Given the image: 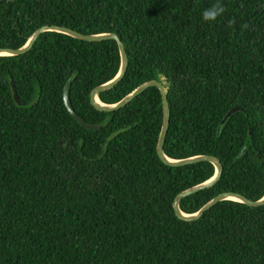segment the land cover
Returning a JSON list of instances; mask_svg holds the SVG:
<instances>
[{
    "label": "trees",
    "instance_id": "trees-1",
    "mask_svg": "<svg viewBox=\"0 0 264 264\" xmlns=\"http://www.w3.org/2000/svg\"><path fill=\"white\" fill-rule=\"evenodd\" d=\"M0 0V49H20L45 26L117 34L125 78L100 100L114 105L166 79L167 157L215 156L214 187L184 199L185 214L215 197L264 198V0ZM116 41L48 32L18 57H0V264H264V206L224 201L187 222L176 197L210 181L216 167H170L157 147L161 92L97 110L92 91L117 77ZM70 80L74 110L64 92ZM17 92L18 104L14 97ZM234 108H243L224 119ZM253 129L252 136L250 129Z\"/></svg>",
    "mask_w": 264,
    "mask_h": 264
},
{
    "label": "water",
    "instance_id": "water-1",
    "mask_svg": "<svg viewBox=\"0 0 264 264\" xmlns=\"http://www.w3.org/2000/svg\"><path fill=\"white\" fill-rule=\"evenodd\" d=\"M48 32H55V33H61L65 34L68 36H71L73 38L87 41V42H103V41H110L114 40L118 43L119 49H120V54H121V69L119 74L115 79L112 81L103 84L101 86H98L92 91L91 94V102L94 105V107L101 111V112H107V113H112L119 111L125 107H127L130 103H132L134 100H136L139 96H141L143 93H145L148 89L150 88H158L161 92L162 95V100H163V107H164V121H163V127L161 131V135L159 138V143L157 147L158 155L162 162L166 164L167 166L170 167H184L192 164H197L201 162H210L216 167V174L215 176L208 182L198 185L196 187H193L191 189H188L182 193H180L174 203V208L177 216L187 222H195L199 221L204 217V215L210 211L212 208H214L217 204L224 202V201H235L239 202L242 204H245L250 207H262L264 206V198L259 200V201H252L245 196L239 194V193H234V192H227L223 193L217 197H215L213 200H211L209 203H207L199 212L195 214H185L181 210V203L184 199L195 195L201 191L210 189L214 186H216L222 179L223 172H224V166L220 159H218L215 156H210V155H205V156H196L188 159H183V160H174L170 159L167 157L165 153V143H166V138L168 136L170 124H171V109H170V103L168 100V95H169V89L166 86V79H163L162 81H149L143 85H141L139 88H137L133 93L125 97L122 101H120L117 104L114 105H107L104 104L100 100V94L104 93L106 91L112 90L115 87L118 86V84L125 78L128 68H129V56L128 53L125 49V45L122 42L121 38L117 34H99V35H84L79 32H76L74 30H71L69 28L65 27H60V26H45L40 29H38L29 39L27 44L20 48V49H0V57H18L27 54L30 52L37 41L39 40L40 36H42L45 33ZM73 80H70L65 88L64 92V101L65 105L68 109V111L71 113V115L78 121L79 124L84 126L87 130L91 131H100L102 130L103 126H98L95 124H91L86 122L84 119H82L77 112L74 110L72 101H71V86H72ZM14 97L15 100L18 102V104L22 105V103L19 101L18 95L16 90L14 89ZM239 111H244L243 108H234L231 110L226 118L223 121V124L227 122V120L235 113ZM253 134V129H250V135L252 136Z\"/></svg>",
    "mask_w": 264,
    "mask_h": 264
},
{
    "label": "clouds",
    "instance_id": "clouds-1",
    "mask_svg": "<svg viewBox=\"0 0 264 264\" xmlns=\"http://www.w3.org/2000/svg\"><path fill=\"white\" fill-rule=\"evenodd\" d=\"M226 11L225 7L222 4V0H216L211 7L206 8L202 14V20L205 22L216 21L218 17L222 16Z\"/></svg>",
    "mask_w": 264,
    "mask_h": 264
}]
</instances>
